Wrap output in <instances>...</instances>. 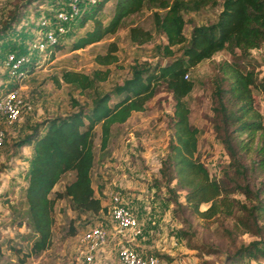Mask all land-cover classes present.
I'll use <instances>...</instances> for the list:
<instances>
[{"label": "rangeland", "instance_id": "1", "mask_svg": "<svg viewBox=\"0 0 264 264\" xmlns=\"http://www.w3.org/2000/svg\"><path fill=\"white\" fill-rule=\"evenodd\" d=\"M67 1L0 0V95L14 88L30 105L23 109L16 121L3 125L5 138L0 145V262L18 263L23 257V264H74L81 259L85 247L80 241L82 233L100 224L106 228L108 236L105 254L109 260H103L102 264H123L118 257V250L124 240L145 255H156L162 264H264L263 258L244 256L242 261L236 260V252L241 245L260 238L259 235L242 232L237 226L241 210L235 208L233 214L221 212L209 218L197 215L185 203L186 190L177 188L176 180L169 183L162 175V160L168 153L173 134L171 115L174 109V99L164 83L146 102L144 110L134 111L125 123L113 125L105 154L99 149L100 127H96L92 184L105 209L97 214H80L71 208L68 198H58L55 202L51 245L39 253H30L34 233L27 224L22 192L33 151L29 145L21 143V139L35 121L73 110L72 99L89 104L93 92L92 89L81 92L64 83L57 85L52 75L62 69L91 74L96 68L108 67V78L95 83V89L104 92L114 83L129 77L131 65L135 61L163 64L168 59L171 62L181 53L178 46H174L175 54L172 57L162 56L157 50L156 45L165 43L166 39L155 28V7L146 5L139 12L126 17L114 34L106 35L84 48L71 50L70 43L91 23L87 22L78 30L71 26L62 41L63 46L56 48L52 58L44 54L35 61L36 68L32 72L21 78L11 77L4 64L6 53L17 50L20 45L29 46L28 42H32L30 37L42 33V29L38 28L42 20L54 25L57 10L67 5ZM77 1L81 9L94 5L90 0ZM220 2L199 10H184V33L188 35L195 24L215 21L221 9ZM113 7V0L106 3V19L112 14ZM16 15L21 16L20 22H15ZM132 25L151 30L152 38L142 44L136 43L129 33ZM110 42L117 46L118 60L108 66L99 65L95 55L105 52ZM251 55L255 71L259 76H264V42L261 47L251 49ZM31 56L38 57L35 53H31ZM230 58L231 54L223 49L190 68L187 77L194 81V86L184 100L190 109L189 121L199 129L197 158L204 163L210 175L227 173L233 180L247 181L256 190L264 184V165L257 161L262 153L257 135L253 142L243 147L239 144L238 157L247 166V170L240 174L235 171V165L216 136L212 124L213 76L218 63ZM253 95L255 106L264 115V91L254 88ZM241 138L248 140L244 133L239 135ZM70 177L71 174L63 176L54 189H63ZM115 192L120 193L122 200L139 219L142 234L132 240L126 241V238L116 233L110 221L106 206ZM229 196L246 204L253 202L239 191ZM207 206L208 203H202L200 208L205 209ZM261 233L264 236V230ZM120 239L123 240L118 242Z\"/></svg>", "mask_w": 264, "mask_h": 264}, {"label": "trees", "instance_id": "2", "mask_svg": "<svg viewBox=\"0 0 264 264\" xmlns=\"http://www.w3.org/2000/svg\"><path fill=\"white\" fill-rule=\"evenodd\" d=\"M108 1L96 0L91 7L80 8L72 27L78 30L87 22L91 26L71 41V50L84 48L114 34L126 17L146 5H152L155 7V28L166 39L165 43L156 45L157 50L162 56L172 57L174 46H178L181 53L167 65L135 61L131 65V75L104 92L97 91L95 83L108 78V67L96 68L91 74L62 69L52 75L57 85L64 83L81 92L90 89L93 92L89 104L72 99L73 110L35 121L21 139V143L29 145L33 151L22 192L27 224L34 233L30 253H39L51 245L58 198H68L71 208L80 214H97L105 209L92 184L96 127H100L99 149L105 154L113 125L125 123L134 111L144 110L146 102L164 83L174 99V109L171 115L173 134L168 153L162 160V175L169 183L176 180V187L186 190L185 203L197 215L209 218L221 212L233 214L235 208L241 210L237 226L242 232H250L260 238L241 245L236 252V260L240 262L244 256L264 259V236L261 233L264 230V195L261 196L264 184L262 188L253 190L247 181L238 182L227 173L210 175L204 163L197 158L199 129L189 121L190 109L184 100L194 86V81L187 77V71L219 50L228 51L231 58L218 63L212 80V124L237 173L243 174L247 170L238 157L239 144L243 147L253 142L256 135L260 142L259 150H262L257 161L264 165V115L255 106L253 95L254 88L264 91V76L258 75L251 62V49L261 47L264 42V0H113V12L106 19L104 7ZM219 2L221 9L215 21L195 24L188 35L184 33V10H199ZM21 19L20 15L15 16V22ZM129 33L138 44L152 38L151 30L139 25H132ZM66 34L59 35L45 55L52 58L56 48L63 46ZM36 36L38 34L30 39L34 40ZM16 51L23 53L29 49L20 45ZM116 51V44L110 42L105 52L95 55V61L108 66L118 60ZM33 58L29 72L36 68L37 57ZM242 133L247 141L239 139ZM66 174H71V177L63 189H54ZM236 191L253 202L246 204L229 196ZM202 203H208V206L201 209ZM24 261L22 257L18 263L8 261L0 264H23Z\"/></svg>", "mask_w": 264, "mask_h": 264}, {"label": "built area", "instance_id": "3", "mask_svg": "<svg viewBox=\"0 0 264 264\" xmlns=\"http://www.w3.org/2000/svg\"><path fill=\"white\" fill-rule=\"evenodd\" d=\"M90 1L95 3L96 0ZM79 10L77 0H68L67 5L57 10L54 25L47 20L41 21L39 27L42 29V33H38V36L29 43L28 52L18 53L16 50H9L6 53L4 64L10 76L16 78L26 76L29 72L30 63L34 59L31 53H35L38 56L35 59H38L44 56L45 52H49L56 43L58 36L69 31ZM29 106L17 89H8L0 95V145L5 138L3 125L16 121L21 116L23 109L29 108ZM108 212L115 232L125 237L126 241L142 234L137 215L122 200L120 193L111 194ZM106 239L107 230L103 225L97 224L85 230L80 237V241L85 246L82 257L74 264H101L97 260L96 251L106 242ZM118 257L123 264H162L156 255H145L125 241L120 245Z\"/></svg>", "mask_w": 264, "mask_h": 264}, {"label": "crops", "instance_id": "4", "mask_svg": "<svg viewBox=\"0 0 264 264\" xmlns=\"http://www.w3.org/2000/svg\"><path fill=\"white\" fill-rule=\"evenodd\" d=\"M108 237V236H107ZM125 238V237H124ZM108 239V238H107ZM107 239H106V242L104 243V244H102L98 249H97V251H96V257H97V260L99 261V263H101L102 264V261L104 260L105 262H108V261H106V260H109L108 259V256L105 254L106 253V251H107V248H106V246H107V243H108V241H107ZM123 239H120L118 242H121ZM125 241V240H124ZM122 243V242H121ZM107 258V259H106Z\"/></svg>", "mask_w": 264, "mask_h": 264}, {"label": "water", "instance_id": "5", "mask_svg": "<svg viewBox=\"0 0 264 264\" xmlns=\"http://www.w3.org/2000/svg\"><path fill=\"white\" fill-rule=\"evenodd\" d=\"M170 63V60L168 59L166 62H165V65L169 64Z\"/></svg>", "mask_w": 264, "mask_h": 264}]
</instances>
